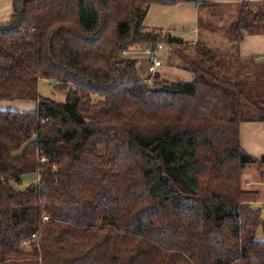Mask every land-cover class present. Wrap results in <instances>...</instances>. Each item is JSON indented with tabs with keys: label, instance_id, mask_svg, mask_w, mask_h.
I'll return each mask as SVG.
<instances>
[{
	"label": "trees",
	"instance_id": "16d2710c",
	"mask_svg": "<svg viewBox=\"0 0 264 264\" xmlns=\"http://www.w3.org/2000/svg\"><path fill=\"white\" fill-rule=\"evenodd\" d=\"M181 1L12 0L0 101L36 109H0V264H264L243 180L264 157L239 140L264 121V63L238 54L264 33V0H196L194 43L144 26L150 5ZM166 46L191 80L148 83L123 56Z\"/></svg>",
	"mask_w": 264,
	"mask_h": 264
},
{
	"label": "crops",
	"instance_id": "0c3cea01",
	"mask_svg": "<svg viewBox=\"0 0 264 264\" xmlns=\"http://www.w3.org/2000/svg\"><path fill=\"white\" fill-rule=\"evenodd\" d=\"M195 1L190 2V1L183 0V1L177 3L176 5H173V6L152 4V5H150V7L147 11L145 19L149 15L152 7H158L157 11H159V9H164V10H160V12H162V13L166 12L167 8H175L176 11H177V9L179 10V13L191 12V15L193 14L194 16L197 17V5L194 3ZM208 1L216 2V3L236 4V3H240V2H244V1H261V0H208ZM10 4H11L10 9L7 11L6 1L5 2H3L2 0L0 1V22L7 21L9 19L10 14H11V10H12V0H11ZM174 24L171 25V27H173ZM148 26H145V27L160 28L164 31H169L171 28L170 26L169 27H163L164 25H160V23H159V25L151 24ZM195 32H196V35L193 38H189V37L185 38L186 36L183 33H180L179 36L182 37L183 39H186L187 41H189L188 39H193V41H196L197 37L199 38L196 25H195ZM210 37L211 36H209V38ZM140 51L146 52V58H147L146 61L149 60L147 62V64L145 63V69H146V66L148 65V63H151L150 57H149V54L146 51V49L141 48ZM140 51L139 52L131 51V52H134V54L136 56H131V57L129 56V58L137 60L138 68H139V59L144 58V54H142V52H140ZM238 54L241 58H248V57L252 56V57H255L256 61L264 63V33L250 34V33L244 32L243 37L238 44ZM157 69H156V71H157ZM139 72H140V70H139ZM14 101L15 100H13V102H11V103L17 104V105L21 104V105L26 106L28 108H31L30 106L32 105L30 103L31 101H29V100H16L17 102H14ZM3 102H6V101H0V103H3ZM239 140H240L241 147L247 153L256 157L257 159H259L261 156H263V154H264V121H244V122H241V124L239 126ZM244 178H245L244 184H245V182H248V183L254 185V188H250V189L258 190L260 197L264 200V163H262L259 166L258 165H249V166L245 167V169L243 171V180H244ZM244 186H246V184ZM247 188H249V187H247ZM263 200H262V202L258 201L257 205L264 207L263 206V204H264Z\"/></svg>",
	"mask_w": 264,
	"mask_h": 264
},
{
	"label": "rangeland",
	"instance_id": "374dc122",
	"mask_svg": "<svg viewBox=\"0 0 264 264\" xmlns=\"http://www.w3.org/2000/svg\"><path fill=\"white\" fill-rule=\"evenodd\" d=\"M2 1L3 2L6 1L7 11H8L10 9V6H11V4H10L11 0H2ZM157 10H158V7H152L149 15L144 20V23H143L144 26H148L151 24L159 25V23H160V25H164L163 27H169V26L171 27V25H173L175 23L174 26L171 27L169 30V32L172 35L179 36L180 33H183L186 36L185 38H187V37L193 38L196 35L195 25L197 22V17L194 16L193 14L191 15V12L179 13V10L177 9V11H176L175 8H167V11L163 12V13L160 12V10H164V9H159V11H157ZM197 39H199V38L197 37ZM184 40H186V39H184ZM188 40L191 43L195 42V41H193V39H188ZM141 48H143V47L128 48L126 51L123 52V56L126 58L127 57L129 58V56L130 57L136 56L134 54V52H131V51L139 52L141 50ZM144 51H140V52H142V54H144V58L139 59V70H140V76L142 78L147 77L149 72L151 71V68H152L151 63H148V65L146 66V69H145V63L147 64V62L149 60L146 61V59H147L146 58V52H144ZM167 53H168V47L167 46L164 49H162L161 51H159V53H158V57L162 58V64L157 69L159 77L165 78L168 80H172V81H189V80H191L192 74L190 72L183 70L182 68H180L178 66H175V65L170 66L167 64V62H166ZM171 55L173 58H177V55L175 53H173V51L171 52ZM175 60L177 61V59H175ZM177 62L180 63L179 60ZM38 92L41 96H43L45 98L53 99V100L58 101V102H64L66 99V91L55 89L53 86V82L50 80H47V79H40L39 80ZM6 102L0 103V109H10V110H18V111H34L36 109V101L30 102L32 104L30 106L31 108H28V107L23 106L21 104L17 105V104L11 103L13 101H6ZM14 102H17V101L15 100ZM27 177H28V175L23 177V182H25V183H23V185H21L22 187L25 186L26 183H28L29 180H25ZM244 181H245V178H244ZM245 184L249 188H254V185H252L248 182H245ZM262 200L263 199L259 195L258 201L262 202ZM259 207L261 208V215L263 218V224H261L255 230V237L256 238H264V207H262V206H259Z\"/></svg>",
	"mask_w": 264,
	"mask_h": 264
},
{
	"label": "built area",
	"instance_id": "2783aa9c",
	"mask_svg": "<svg viewBox=\"0 0 264 264\" xmlns=\"http://www.w3.org/2000/svg\"><path fill=\"white\" fill-rule=\"evenodd\" d=\"M161 48V47H159ZM149 54L150 57V62H151V71L149 72V74H151L149 77L145 78V80L150 83L153 79V75L156 72V69L162 64V59L160 57H158V50L151 52L150 50H146ZM264 156V154H263ZM264 206V204H263Z\"/></svg>",
	"mask_w": 264,
	"mask_h": 264
},
{
	"label": "water",
	"instance_id": "95a60500",
	"mask_svg": "<svg viewBox=\"0 0 264 264\" xmlns=\"http://www.w3.org/2000/svg\"><path fill=\"white\" fill-rule=\"evenodd\" d=\"M186 1H190V2H192V1H195V0H186Z\"/></svg>",
	"mask_w": 264,
	"mask_h": 264
}]
</instances>
